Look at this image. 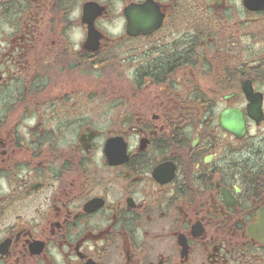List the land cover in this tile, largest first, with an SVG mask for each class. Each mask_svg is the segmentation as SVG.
<instances>
[{"label":"flooded vegetation","instance_id":"af4514ba","mask_svg":"<svg viewBox=\"0 0 264 264\" xmlns=\"http://www.w3.org/2000/svg\"><path fill=\"white\" fill-rule=\"evenodd\" d=\"M0 264H264V0H0Z\"/></svg>","mask_w":264,"mask_h":264}]
</instances>
